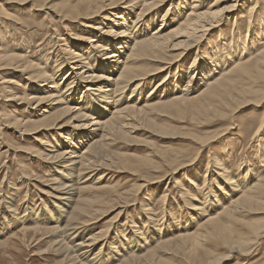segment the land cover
I'll list each match as a JSON object with an SVG mask.
<instances>
[{"label": "bare ground", "instance_id": "6f19581e", "mask_svg": "<svg viewBox=\"0 0 264 264\" xmlns=\"http://www.w3.org/2000/svg\"><path fill=\"white\" fill-rule=\"evenodd\" d=\"M175 1L111 0L107 5V0H65L59 8L48 7L50 0L0 1V8L10 7V4L24 7L35 2L39 5V10L43 11L47 8L46 15L50 18L53 17L51 19L57 18L59 23L64 24L63 27L77 24L87 30L85 31L87 32L86 37L75 35V38L69 37V40H65L64 37L59 38L61 44L59 47L65 49L57 50L58 53L60 51L62 59H58L59 55H56L59 65L49 75L45 71H39V65L33 62L21 63L24 60L10 50H5L3 55L0 52V72L12 69L14 76L20 72L19 69H22L20 74L28 75L32 72L28 80L35 83V86L31 85V93L27 95L20 97L18 91L11 90L10 95L2 97L6 99V102H20L14 106L15 109L24 104L29 105L28 107L35 105L32 110L41 108L35 112L39 118L38 122L28 123L24 120L12 119L7 120L10 123L8 128L16 129L23 137L33 136L42 131L54 132L49 135L44 133V136L53 137L57 146L45 143L43 140L41 142L35 138L41 147L43 145L48 149L44 151L46 154L36 151L33 153L59 163L62 166L61 172L62 168L66 169L65 173H61L63 181L56 182L55 187L50 190L54 193L53 200L56 201L54 205L57 206L58 216L55 218L53 214L51 216L37 214L27 218L21 216L17 219L15 217L16 219L2 223L0 237L12 234V228H21L18 231L21 235H26L29 231H33L35 234H51L46 238L53 236L51 242L52 249H55L53 251L62 254V260L57 264H219L221 261L228 260L233 253L246 254V256L250 254L249 249L258 242L264 233V170L263 173H258V170H254L255 172L252 173L250 170L241 178L242 170L229 172L223 163L217 161L218 163L214 164L219 168L217 170H220L216 173L218 176L206 174L201 186L195 185L198 183L197 180L189 178L191 179V186L188 185V192L194 191V194H190L193 195L192 200H195L196 203L191 205L192 208L185 206L187 211H193V215L189 217L191 221H186L188 226H174L172 224L173 229H170L172 225L163 229L161 228L163 225H158V229L155 230L157 225L153 220L157 221L156 223L160 221L157 220L156 213H151L150 230L145 229L144 231L133 222L131 223L132 227L137 230L133 231L134 236H132L125 234L128 225L126 223L121 225L120 223V225L110 227L105 231L108 233V231L115 229L114 232H116L115 238L110 239L112 247L109 248L112 251L111 253L108 251V254H101L105 246L102 243L107 240V233L103 231L93 232L89 226L91 225L89 221L81 218L91 215V212L84 206L87 204V200L82 201V199L78 202V199L92 188L85 185L89 180L83 181L82 184L77 183L82 178V172L88 169L97 170L103 166L112 167L109 165L111 162L123 169L128 168L124 157H114L108 153L109 141L118 137H127L126 128L131 125L128 122L144 118L147 124L152 127L154 124H152V119H149V116L152 114L155 116L157 112L172 115L170 114L171 111L178 115L192 112V117L225 118L229 112L238 110L237 106L243 108L252 104L261 105L264 103V29H262V27L264 28V8H261V6L264 7V0H252L249 5H247L250 2L248 0L246 3L244 0H217L210 7L205 3L206 0H178L174 3ZM166 3H169V6L182 4L183 7L181 5L178 9L181 13H177L173 17L176 20L180 15L186 14V16L184 15L185 18L176 28H170L171 30L167 33L165 30L163 31V28L153 30L154 33L150 32L149 29L156 23L157 14L154 13L155 10L165 6ZM241 4L244 5L240 7L241 10L238 13L242 16L249 9V19H251H248L249 25H247L244 33L245 39L241 40L240 43V40L236 41V38L233 37L229 42L230 47L235 51L242 50L240 58L228 62L224 60L227 57L226 54L220 55L218 53L211 56L209 58L211 63L202 65L200 70L192 62L191 71L193 74L190 76L191 78L189 77L187 85L183 86L184 88H172L173 92L171 91V94L167 95L168 97L164 95V92L161 93L162 95L160 94V98L159 93H155L156 96L149 100L148 97L153 95L156 88L154 87L147 96L148 100L147 98L144 99L146 106L137 109L136 105L138 104L132 100V96L141 95L145 84L150 83L149 85H151L154 78L161 75L162 72L167 71L168 76L175 66L173 64L176 60L182 59L195 46L198 49L206 35L211 30L220 27L222 21L228 20V17ZM35 7L37 8V6ZM260 10L262 12L261 15L259 14L260 23L256 27L251 24L253 12L257 13ZM6 11L8 12V10ZM166 17L167 15L163 16L162 23ZM6 18L8 20L11 16L8 14ZM174 18L172 22H176ZM93 19L96 20V23L90 21ZM4 27L6 28V26ZM236 29L238 30L237 27ZM250 38L252 41L246 43ZM260 44L263 45L260 47ZM86 45H88L89 51ZM112 45L115 46L110 51L105 48H110ZM229 45L224 44L227 47ZM96 50H102L105 55H101L107 57L104 58L103 67L100 70L86 64L84 59L85 54L91 55ZM108 51L109 53H106ZM175 51L176 54L173 53ZM171 52L174 57L165 59ZM244 55L246 58L242 60ZM194 56L199 57L198 53ZM2 67L4 68L2 69ZM64 67L69 68L68 73H64ZM62 71V74L66 75L58 83L55 79ZM196 71H201L200 77L194 76ZM20 78L23 79L22 76ZM37 82L41 86H36L38 85ZM167 82L168 80L159 81L157 87L161 86L166 89L169 87ZM17 83L8 84L16 87L18 86ZM82 83L88 85L83 86ZM82 88L85 92H81ZM129 89L131 91L130 100L127 99L124 103L120 97ZM95 92L102 99H98L95 94H92ZM175 92H178V96L173 98ZM79 93L81 97H79ZM85 98L92 102L96 101L98 110L92 107L88 101L81 105V101ZM156 98L162 101L167 99V101L152 103L157 101ZM87 105H89L88 110L92 114H87L82 110ZM41 106L47 107L42 110L43 107ZM99 111L101 114L97 116L96 112ZM5 117L8 119V114ZM66 119L68 122L64 126ZM66 128L77 131L76 138H70L74 135L69 131L66 133V141H61L59 137L61 138L63 132L67 131ZM158 129L160 133L162 132L161 134L172 135L165 134L169 131L166 128L158 127ZM2 154L0 153V156ZM187 164L181 165L173 174L175 175L179 170L189 165ZM78 172H80V177H77ZM208 178L209 180H207ZM218 179H221L220 185L219 182H216ZM211 182L219 188V192L221 191L219 195L213 192V188L210 186ZM147 183L150 182L147 181L138 187L136 193L145 189ZM181 196L183 195L181 194ZM75 198L78 199L75 201ZM210 198L213 199L210 201ZM10 200L12 201L11 198ZM1 201L2 199H0ZM206 201L211 203L210 206H205L207 205L205 204ZM130 206L132 205L127 202L123 203L119 207L121 210L117 213V217L127 212L126 209ZM11 207H13L12 204L8 208ZM147 207L149 209L153 206L147 205ZM14 213L15 210L13 209L12 214ZM253 215H261L263 218L251 220V222L246 220L247 217ZM147 221L151 222L150 219ZM51 224L55 227L47 229L39 227ZM194 228L193 232H189ZM118 236H121L123 243L117 242ZM116 243L119 247L116 246ZM210 243L218 245L217 250H219L220 245H224L222 251L226 252L217 253L215 252L217 250L214 251L215 253L209 252L205 246ZM1 244L4 245V242L1 241ZM98 245H101L102 249L98 253L96 252L97 254L93 253V257L90 258V251Z\"/></svg>", "mask_w": 264, "mask_h": 264}, {"label": "rangeland", "instance_id": "374dc122", "mask_svg": "<svg viewBox=\"0 0 264 264\" xmlns=\"http://www.w3.org/2000/svg\"><path fill=\"white\" fill-rule=\"evenodd\" d=\"M110 1L111 0H107L106 4L108 5ZM177 1L178 0L174 3ZM216 1L217 0H206L205 3L210 7L213 3L215 4ZM244 1V3H246V0ZM248 1L250 2L247 5H249L252 0ZM64 2L65 0H50L48 7L59 8ZM34 3L35 2L31 3L32 5L29 4L24 7L10 4V7L6 6L0 8V50H4L0 52L3 55L5 50H10L24 60L21 63L26 61L33 62L39 65V71H45L49 75L54 71L55 67L59 65L56 55H59L58 59H62L60 51L58 53L57 50L65 49L59 47V45L61 46L59 38L61 39L64 37L65 40H69V37L73 39L76 37L75 35L86 37L87 32L85 31L87 30L77 24L63 27L64 24L59 23L57 18L51 19L53 17L50 18L46 15L48 11L47 8L43 11L39 10V5L36 3L35 5ZM181 3L183 2L181 1ZM169 5V3H166L165 6H161L160 9L155 10L154 13L157 14L156 23L149 29L150 32L154 33L156 29L163 28V31L165 30L167 33L171 29L176 28L179 23H181L182 19L185 18L186 14L180 15L176 20L173 17L174 15L176 16L177 13H181L178 9L182 4H175L174 6ZM243 5L244 4H241L235 12L231 14L233 16L230 15L228 17V20L225 22L222 21L220 27L218 26L206 35L205 40L199 45L200 48L198 47L199 50L195 46L191 51H188L186 56L182 59L176 60L173 64L175 66L168 76L167 71L162 72L161 75H157L154 78V82H152L151 85H149L150 83L145 84L143 87L145 89L142 88L143 92L141 95L135 94L132 96V100L136 101L138 104L136 108L139 109L146 106L144 104V99L147 98L154 87L156 88L153 91V95L148 97L149 100H152L156 96L155 93H159L160 98L162 92L167 96L171 94V91L175 88H184L183 86L187 85L189 77L193 74V71H191L192 62H194V65L200 70L202 69V65L205 66L207 63H211L209 60L211 56L218 53L220 55L226 54L227 57L224 58V60L228 62L239 59L242 50L239 49V51H235V49L230 47L229 42L233 37L236 38V41L240 40V43L241 40L243 41L245 39L244 33L251 19H249V9L242 14V16L238 13L241 10L240 7ZM35 6H37L38 9ZM261 8L263 9L264 7L261 6ZM1 9L3 10L1 11ZM6 10H8V12ZM259 12H261V10ZM259 12H253L254 16L251 24L256 27L260 23L259 14H262V12ZM8 14L11 18L7 20L6 16ZM165 15H167V17L164 18V22L162 23L161 21ZM151 16L153 15L151 14ZM173 18L176 22H172ZM132 19L133 17L131 21ZM90 21L96 23L94 19ZM49 22H52L50 23L52 25H50ZM4 26H6V28ZM262 29L264 28L262 27ZM102 33L101 31V34ZM251 41L252 39L250 38L246 43H250ZM73 42L78 43L76 41ZM225 43L229 45V47L224 46ZM115 45L110 46V48H105L110 51ZM262 45L263 44H260V47ZM86 48L89 51L88 45H86ZM109 51L106 53H109ZM104 53L102 50H96V52L94 51V53H92L93 55L85 54V58H83L86 64L92 66V68L96 70H100L103 67L104 58H107L103 57V55H105ZM173 53L176 54L177 52L175 51ZM173 53L171 52L168 54L165 59L173 58ZM197 53L199 56L198 58L194 56ZM245 58L244 55L242 60ZM3 68L4 67H2V69ZM63 69H65L64 73L69 72V68L64 67ZM13 71L12 69H8L0 72V153H3L2 156H0V199H2L0 202V228L3 222L16 218L19 219L21 216L27 218L37 214L46 216H51L53 214L56 218L58 216L56 212L57 206L54 205L56 201L55 199L53 200L54 193L50 190L52 187H55L56 182L63 181L61 173H65L66 171L65 168H62L61 172L60 169L62 166L59 163L52 162V160H47L45 157L33 153L36 151L37 153L46 154L44 151L48 149V147L45 148L43 145L41 147V144H39L35 138H38L39 141L43 140L45 143L57 146L53 141V137L44 136V133L49 135L54 132L42 131L33 136L23 137L16 129L8 128L10 123H8L7 120L20 119L28 123L38 122L39 118H37L35 112L41 109L39 107L37 110H32L35 108V105L28 107L29 105L27 104L18 106V109H15L14 106L20 104V102H6V99L3 98L4 96L10 95L11 90L15 92L18 91L17 93L22 97L31 93V85L35 86V83L28 80L32 72L28 73V75L20 74L22 69H19L20 72H17L16 76H14L15 74ZM120 71L121 69L118 75ZM62 73L63 71L55 79L58 83L61 81V78L66 75ZM21 76L23 79L20 78ZM194 76L200 77L201 71H196ZM166 80H168L167 83L169 87L166 89L161 86L157 87V82ZM195 81L196 79L194 82ZM8 83H17L18 86L14 87ZM37 83L38 85L36 86H39L40 83ZM82 85L86 86L88 84L82 83ZM7 87L10 88L8 89ZM81 92H85L84 88L81 89ZM92 94H95L96 98L102 99L96 92ZM130 94L131 91L129 89L120 99L125 103L127 99L130 100ZM174 94L175 96L173 98L176 97L178 92ZM79 97H81L80 93ZM155 100H157V98ZM86 101L90 102L92 107L97 109V102H92L86 98L81 101V105L85 104ZM122 101L120 100V103H122ZM161 101L162 100L159 99L152 103ZM164 101L166 102L167 99H164L162 102ZM259 105L260 104H252L243 108H241L242 106H237L238 110L229 112L225 118H206L204 116L192 117V112L183 115H178L174 111L170 112L172 115L157 112L155 116H153L154 114L151 115L152 117L149 116V119H152V124L157 127L148 125L144 118H138L137 120L128 122V124L130 123L131 125L129 128H126L127 137H118L109 141V150L107 149L108 153H111V156H117L119 158L124 157L128 168L123 169L119 165L111 162L109 165L112 167L103 166L97 170L88 169L86 170L88 173H86V171L82 172V178L79 180L81 182L78 181L77 183L82 184L86 182V180H89L85 185L92 188L90 191L83 193L81 198H75V201L78 199V202L82 199V201L87 200V204L84 206L91 212V215L86 217L82 216L81 218L89 221V224H91L89 226L95 233L100 231L105 232L110 227H116L120 225V223L121 225L126 223L128 226H126L127 230L125 234L127 233L126 235L132 236H134L133 231L137 230L133 229L131 224L133 222V224H138L137 226L144 231L145 229L150 230L152 223V217H150L151 213H156L158 216L157 220L160 221L156 223L157 221L155 222L153 220L157 225L155 230L158 229V225H163L161 226L163 229L172 224L174 226H188L189 224L186 221L190 220L189 217L193 215V211H187L186 207L192 208L191 205L196 203L195 200H192L193 195H191L194 194V191L188 192L187 187L190 185L191 180L189 178L197 180L198 183H195V185L201 186L206 174L218 176L216 173L220 172V170L218 171L217 169L219 168L214 164L218 163L217 161L223 163L224 167H226L225 169L229 172H237L238 169L242 170L240 175L241 178L250 170L252 173L257 170L258 173H263L264 103ZM41 107H43V110L47 106ZM88 108L89 105L82 108V110L90 114L91 112H89ZM7 114L9 116L8 119L5 117ZM100 114L101 111L96 112L97 116ZM66 122H68V119L64 121V126ZM67 125L71 127L70 124L67 123ZM158 127L168 129L169 131L165 134L172 135L166 136L161 134L162 132L160 133V128L158 129ZM66 130L67 131L63 132L64 134H62V137H59L61 141H66V133H69V131L74 135L70 138H76L75 134H77V131H73L72 128H66ZM185 163L189 165L187 164L188 166H185L174 175L173 172L177 171V169ZM90 171L97 172L92 173ZM78 176L80 177V172H78L77 177ZM207 180H209V178ZM220 180L221 179H218V181L216 180L217 183L219 182V185ZM147 181L150 182L147 183L148 187L146 186L140 193H136V189ZM210 186L213 188V192H216L218 195L220 194L221 191L219 192V188L215 186L214 183L211 182ZM181 194L183 196H181ZM211 199L213 198H210V201ZM126 202L132 206L127 207V212L117 217V213L121 210L119 207ZM11 204L13 207L9 209L8 207ZM205 204H207L205 206H210L211 203L206 201ZM147 205L153 206L149 208L151 209L150 211ZM13 209L15 210L14 214H12ZM249 217H247L249 219L246 218V220L250 222L251 220L255 221L263 218L261 215ZM148 219H150L151 222L147 221ZM173 225L170 229L174 228ZM39 227L47 229L54 228L55 225H41ZM195 228L189 232H193ZM20 230L21 228H12V234H8V236L5 237L3 236L4 238L0 237V264H57V262L62 260V254L53 251L55 249L51 247L53 236L52 238H46L51 234H35L33 231H29L28 234L21 235V233L18 232ZM82 230L84 229L82 228ZM114 231L115 229L108 231V233L105 232L107 233V240L102 243L105 244V249L101 248L102 244L98 245L94 250L90 251V258L93 257V253L97 254L101 249V254H108V251L111 253L112 250L109 248L112 247L110 239L115 238L114 235L116 232ZM116 240L117 242L123 243L121 236H118ZM1 241L4 242L5 246L1 244ZM116 246L119 247L118 243H116ZM217 246L218 245L215 243H210L206 244L205 247L212 253L226 252L222 251L224 245H220L219 250H217ZM249 251L250 254L247 256L246 254L239 255L233 253L228 260L221 261L219 264H264V233L258 242L251 246Z\"/></svg>", "mask_w": 264, "mask_h": 264}]
</instances>
